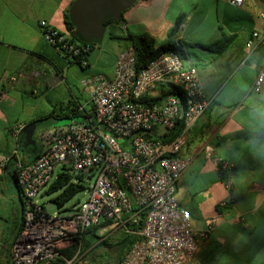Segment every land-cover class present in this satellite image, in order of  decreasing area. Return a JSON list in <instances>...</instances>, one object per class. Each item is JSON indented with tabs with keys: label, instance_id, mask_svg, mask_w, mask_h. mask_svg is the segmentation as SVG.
Wrapping results in <instances>:
<instances>
[{
	"label": "crops",
	"instance_id": "obj_1",
	"mask_svg": "<svg viewBox=\"0 0 264 264\" xmlns=\"http://www.w3.org/2000/svg\"><path fill=\"white\" fill-rule=\"evenodd\" d=\"M73 1L0 0V155L19 148L14 128L22 127L19 134L26 136V127L36 124V129L38 123L49 120L50 125L39 129L37 138L42 130L69 124L61 119L71 109H88L86 94L83 92L85 98L80 102L68 74L75 66L80 81L93 75L110 78L115 57L123 48L108 38L109 34L148 35L162 45L175 22L184 17L173 42L182 47L185 62L196 68L209 105L183 135L177 156L191 162L177 180L176 198L190 213L194 231L212 225L209 238L188 264H253V258L264 249V158L250 155L247 126L242 121L247 97L264 98V81L260 91L254 90L256 76L264 74V0H245L241 7L217 0H139L125 11L122 23L106 26L101 45L91 50L85 67L59 56L39 29V23L45 21L69 37L64 13ZM254 32L258 38L246 50ZM222 35L231 42L220 55L197 46L215 43ZM239 85H244V90L236 99L231 93ZM206 146L229 164L230 191L218 176L216 165L205 157ZM18 155L20 160L27 158L19 150ZM7 178L5 169L0 186ZM99 234L115 244L134 236L122 229H103ZM241 237L247 243L238 247ZM130 246L125 243L119 247V262Z\"/></svg>",
	"mask_w": 264,
	"mask_h": 264
},
{
	"label": "built area",
	"instance_id": "obj_2",
	"mask_svg": "<svg viewBox=\"0 0 264 264\" xmlns=\"http://www.w3.org/2000/svg\"><path fill=\"white\" fill-rule=\"evenodd\" d=\"M217 1L241 7L245 0ZM39 29L59 56L86 66L88 44L72 42L45 21ZM257 38V33L251 34L246 50ZM263 81L260 72L254 81L256 92ZM80 86L88 107L77 110L85 116L83 121L39 132L40 154L29 164L21 163L17 146L9 155H0V177L9 160L16 159L23 211V227L9 248L10 264H49L58 259L81 264L80 243L71 258L61 251L71 250L83 231L100 223L107 224L103 229H122L135 236L119 264H188L212 230L210 225L194 231L190 213L176 198L177 180L191 162L177 156L183 135L209 105L196 68L169 52L136 70L134 51L125 48L115 57L110 78L93 75L82 79ZM177 91L179 96L169 94ZM142 99L150 102L140 103ZM178 121L183 124L181 135L163 144L160 137ZM21 129H13L15 142ZM203 153L230 191L229 164L210 146ZM69 171L92 179L87 198L55 205L56 212L49 213L43 196L59 173Z\"/></svg>",
	"mask_w": 264,
	"mask_h": 264
},
{
	"label": "trees",
	"instance_id": "obj_3",
	"mask_svg": "<svg viewBox=\"0 0 264 264\" xmlns=\"http://www.w3.org/2000/svg\"><path fill=\"white\" fill-rule=\"evenodd\" d=\"M184 17H180L174 24V26L170 29L168 32V41L165 44L157 45L155 40L148 36V35H133L130 33H125L122 36H115L113 34H109L108 38L118 43V45L122 46L123 49L125 48H132L134 51L135 56V68L136 70H143L147 67V65L156 57L164 54V53H174L177 56H179L183 61L186 59L185 52L183 51L182 47L180 45H177L173 42V37L178 33L179 28L183 22ZM117 23L114 20H110L106 23V26L109 23ZM64 24L66 28V32L69 34V38L72 42H79L82 44H85L86 42L79 36L77 31L74 29L70 17H69V10H67L64 13ZM231 42L230 37H226L222 35L220 40H218L215 43L208 44V45H197L199 48L205 49L215 55L222 54L227 48L228 45ZM88 44V43H86ZM91 47V50L97 45L94 44H88ZM90 54H88L85 57V60ZM76 65L80 66L79 61L74 62ZM169 94H176L179 96V92H171ZM156 100H151V102H155ZM86 103V100L84 101ZM150 100L142 99L140 103L147 104ZM85 119V116L77 112V109H71L70 114L68 113L63 119V123H70L72 121L81 122ZM183 131V124L181 121H178L174 128L169 131L168 133L164 134L160 137V140L163 144H169L173 141H175L182 133ZM32 140L34 141L35 148H36V155L32 156L27 151H25V145L28 141L27 136H25L23 133L19 134L17 144L19 146L18 150L22 153L27 154V158H22L20 161L22 164H29L33 162L40 154V146L38 142L36 141L34 134L32 135ZM24 155V154H23ZM16 159L12 157L7 166L6 171L9 175V178L11 181H13L16 189H17V196L20 204V214L21 219L19 223L15 224V227L11 233V241L7 245L6 243H3L2 250H0V264H10L7 251L9 247L12 245L14 237L21 231L23 227V211H22V201L20 197V191L16 183V174L17 170L15 167ZM87 190V187L80 183H74L72 182V177L69 175V173H59L57 175V179L49 186L48 190L45 192L46 195H52L54 193H57L52 199L51 202H53L57 207L62 206L63 204L71 201L77 194L84 192ZM107 226L106 223H100L97 226H94L90 229H87L83 231L80 234V237L75 239V244H73V248L71 250H65L61 251L65 257L71 258L73 252L76 249V244L78 245L80 243L81 248V264H95L98 257H100L99 248L102 246L108 247L107 242L105 239H103V236L98 235L99 231L102 230ZM133 229V228H132ZM135 240V236L133 237H126L124 241H121L119 244H116L117 249L124 245L125 243L127 246H130L133 241ZM120 253L118 251L116 255L117 262H119ZM4 260V261H3ZM49 264H64V262L60 259L50 262Z\"/></svg>",
	"mask_w": 264,
	"mask_h": 264
},
{
	"label": "rangeland",
	"instance_id": "obj_4",
	"mask_svg": "<svg viewBox=\"0 0 264 264\" xmlns=\"http://www.w3.org/2000/svg\"><path fill=\"white\" fill-rule=\"evenodd\" d=\"M79 78H80V73L77 67L74 66L73 68L70 69V72L68 74V82L70 85L73 86V92L76 93V95H78L80 102L83 103L84 101L83 99L85 98V96L81 89ZM49 122H50L49 120H45L37 124L36 129H34L35 130L34 137L36 140H37L36 134L39 131V129H44L48 127L50 125ZM29 154L35 156L36 151L35 152L29 151ZM57 170L58 168L55 171ZM68 173L69 175H71L72 181L76 183H80L87 188L89 187V185L92 184V179L88 178L87 174L82 175L75 173L73 171H69ZM55 195H57V193L43 196L42 202L47 203L46 209L49 213L56 212V206L53 202H51V199ZM86 198H87V191L81 192L77 194L71 201H69L68 205L73 204L77 200H84ZM20 219H21V214H20V204L17 196V189L13 181H11L10 178H7L4 181V183L0 186V250H2L1 248L3 243H6L7 245L10 243L11 233L15 227V224H17V222L19 223ZM107 245L108 247L102 246L99 248L100 250L99 253L101 256L97 258L95 264H117L116 255L119 251V248L117 249L115 242H108ZM7 255H9V249L7 251Z\"/></svg>",
	"mask_w": 264,
	"mask_h": 264
},
{
	"label": "water",
	"instance_id": "obj_5",
	"mask_svg": "<svg viewBox=\"0 0 264 264\" xmlns=\"http://www.w3.org/2000/svg\"><path fill=\"white\" fill-rule=\"evenodd\" d=\"M139 0H74L69 8L70 21L79 36L88 44L101 45L106 23L123 22V14ZM36 124L26 127L25 151L35 152L32 135Z\"/></svg>",
	"mask_w": 264,
	"mask_h": 264
},
{
	"label": "clouds",
	"instance_id": "obj_6",
	"mask_svg": "<svg viewBox=\"0 0 264 264\" xmlns=\"http://www.w3.org/2000/svg\"><path fill=\"white\" fill-rule=\"evenodd\" d=\"M244 90V85H239L238 88L231 93L233 98L239 99L240 94ZM246 117L242 121V125L247 126L248 147L250 155L254 159L264 158V140L260 137L264 136V98L255 95H249L245 100ZM241 243H247L246 238L241 237L238 242V247ZM253 264H264V249L256 254L253 258Z\"/></svg>",
	"mask_w": 264,
	"mask_h": 264
}]
</instances>
